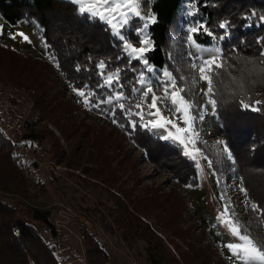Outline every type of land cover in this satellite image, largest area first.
Returning a JSON list of instances; mask_svg holds the SVG:
<instances>
[{
    "label": "trees",
    "instance_id": "obj_1",
    "mask_svg": "<svg viewBox=\"0 0 264 264\" xmlns=\"http://www.w3.org/2000/svg\"><path fill=\"white\" fill-rule=\"evenodd\" d=\"M141 3L142 6L147 4L146 11L156 17V23L151 24L147 30L155 47L146 55L150 58V63L158 69H164L167 66V52L173 29H177L186 39L187 29L194 22H204L218 34L223 32V29L218 27L219 24L225 21L230 22V39L218 42L203 32L196 37L198 43L216 44L222 50V59L219 61L221 66L212 74L217 101V116L212 114V119L215 125L216 120L218 124V119L222 122L226 134L225 141L232 154V159L225 158L223 152H220L219 157H217L218 154L213 156L207 151L205 154L212 162L210 167L214 177V188L220 201L224 205L227 204L225 186L222 182L223 174L225 172L234 173L240 176L250 200L259 205L261 209L259 216L264 221V55L261 54L264 49V39H261L264 38V22L260 20V17L264 16V0H191V2L190 0H142ZM77 8L78 5L71 3L70 0H0V17L6 23L16 25L23 20L34 19L42 26V36L50 56L48 59L46 58V62L23 57L22 59H25L23 66L27 62L35 61L42 66H38V68L25 66L21 70L22 78L20 76L10 78L13 84L17 85L16 87L29 91L33 103L40 108H46L51 102H54V98H59L61 93L57 86L61 82L66 86L65 88L71 90L73 87L80 89L83 85L95 89L98 81L96 64L99 61H104L106 65L110 64L112 68L127 64V69H130L135 65L139 70L140 66L137 61L133 60L130 64L128 63L125 54L118 46L120 42L114 37L111 27L99 18L92 20L86 18V14L79 13ZM250 12H255L256 15L246 19ZM142 23L143 21L138 18L132 19L124 27L125 35L133 43H136V27L139 28ZM137 45L139 44L137 43ZM0 50H2L1 47ZM77 66L79 71H76ZM26 69L29 70L24 71ZM127 69L121 71V83L130 80L135 74ZM43 70L50 77L53 74L58 76V79L54 78L58 91L53 89L52 85L51 87L47 86L49 75L45 76ZM230 71L232 76L239 73L241 79L245 78L246 80V86L242 84L243 87L233 83L236 89L233 94L224 88L228 77H231ZM254 73L256 76H253ZM129 88L130 85L125 83L126 94ZM83 90L87 91L88 89ZM103 91V89H99L97 94L99 95ZM241 100L249 104L260 101L255 105L259 110L243 108ZM117 113L115 117L117 122L123 125L131 141L145 151L147 159L157 164L161 173L174 178L179 187H198L197 171L194 165L183 157L178 147L160 139L151 131L142 129L139 124L135 129L130 128L127 119L119 114V110ZM69 116H71L70 113L66 119L69 120ZM131 119L138 120L139 118L132 117ZM77 124L79 123L72 121L74 130L72 134L81 138H89L90 130L79 128ZM60 131L64 133V128L61 127ZM97 135L92 142L97 148V153L104 154L103 146H107V140H103L101 134ZM24 137L38 140L45 136L40 131L32 130ZM108 145L111 152L114 153L111 155V159L120 158L117 162V165L120 166L119 169L124 164L135 169L134 160L127 158V153L123 154L124 145L120 139L113 140ZM201 149L204 152V148ZM0 158L7 161V164L12 168L10 170L12 173L16 174L19 169H22L15 146L1 129ZM97 159L98 161L95 162L97 168L94 169L93 174L99 182L100 180L103 182L111 198L115 196L114 199L112 198L115 206L111 207V211H109L112 221L104 225L107 232L115 234V231L119 230L121 237L128 242L138 240V238L143 239L146 242L145 251L151 264H172L174 262L176 264H201V262L203 264H237L221 248L222 243L219 239L221 229L217 222L210 215L199 216L196 205L193 206L189 202H185L189 200L186 191L174 188L171 192L162 194V197L160 195V199L152 198L155 194L151 191L149 200L145 197L138 198L139 196H135L137 198L132 200V190L124 189L126 197L132 200L133 209H131L126 201L118 198V195L108 189L110 185L120 180L121 189L126 180L122 181L119 178L118 169L105 165V163L109 164L106 161L109 157L105 155L101 156V159L98 157ZM219 159L224 163H220ZM17 180V177L13 178L9 173L7 175L4 169L1 170L0 190L20 192L19 188L15 189ZM16 201L18 203H10L4 195H0V264H62L55 254L54 245L49 244L29 221V219H34L42 222L53 235H56L57 231L50 219V211L38 208L23 209L22 202L19 199ZM149 201L155 202L156 205L150 206ZM191 207L194 218L204 227L205 235H196L192 230L191 222L188 225L181 222L183 214L185 215V211H187L185 208L191 209ZM156 208H161L164 211L166 209L168 212L171 210L173 217L169 222H178L173 235L181 238L187 249H182L171 239L176 245L177 258L158 234L157 231L160 227L157 223L152 225L138 215L139 213L147 214ZM177 210H179L178 213ZM231 210L229 208V211ZM22 216H25V219H21ZM101 216L105 215L101 214ZM188 218V221H191V217L188 216ZM241 230H244L242 226ZM82 234V244L86 248V254L91 257V264H106L108 255L100 241L95 239V235L90 231L84 230ZM250 236L254 240L256 239L255 241L261 242V237L254 229ZM205 238L209 241L208 249L205 243V248L202 246ZM92 256L97 257V260L93 259L95 262L92 261Z\"/></svg>",
    "mask_w": 264,
    "mask_h": 264
},
{
    "label": "rangeland",
    "instance_id": "obj_2",
    "mask_svg": "<svg viewBox=\"0 0 264 264\" xmlns=\"http://www.w3.org/2000/svg\"><path fill=\"white\" fill-rule=\"evenodd\" d=\"M141 2L142 0H140ZM141 7H143L142 3ZM131 20L128 21V24ZM20 33L27 36V40ZM13 36L15 37L14 39ZM0 45L2 48L0 50V129L11 139L22 167L16 174L12 173L10 171L12 168L7 164V161L0 158V171L4 169L7 175L9 173L13 178L14 176L15 178L17 177V187L15 189H20V192H17L19 194L14 190L15 193L0 190V195H4L10 203H18L16 200L19 199L22 202L21 206L23 209L38 208L50 211V219L57 231L56 235H53L42 222L34 219H29V221L49 244L54 245L55 254L62 264H91V257L86 254V248L82 244V231L84 230L93 233L95 239L100 241L102 248L108 255L106 264H151L148 261V254L145 251L146 242L143 239L138 238V240L128 242L121 237L119 230L115 231L116 233L114 234L113 231V233L107 232L104 227L105 223L112 221L110 220L109 211H111V207L115 206L112 200L115 196L111 198L103 182L101 180L99 182L93 172L97 168L95 164L96 160L98 161L97 157L101 159V156L104 157L105 155L109 157L106 160L109 164L105 163V165L109 168L118 169L117 175L119 178L122 181L126 180L121 189L120 179L117 183L110 185V188H107L115 195H118V198L126 201L131 209H133L131 201L133 198H137L135 196L148 199L150 198V192L153 191L155 195L152 193L154 195L152 198L160 199L162 194L171 192L174 188L180 189V191L184 190L189 195V200L185 202H189L193 206L196 205L199 216L210 215L217 222L221 229L219 234V239L222 243L221 248L226 255L230 256L229 250L224 245L229 242H236V238L218 221V215L224 211V204L220 201L215 191L214 177L209 166L210 160L205 154V151H207L212 153L213 156L218 154L217 157H219L220 152H223L224 157L227 158L228 156L223 151V145L221 144V141L227 144L225 141L226 134L218 117V124L217 120L215 121L216 125L212 119V107L207 104V97L204 95L208 87L207 81L199 78L198 67H192L193 63L199 64V61L196 60L197 56L207 59L211 53L198 52L197 49L190 46L187 38L185 39L177 29L171 31L167 52V66L165 68L176 77L177 85L182 84L184 86L182 94L191 100L194 112L200 111L201 106L207 105V114L204 115L202 120H198L196 124L199 134L195 148L190 144L188 149L194 155H197V160L193 161L190 157L182 154L194 165L199 185L195 188L191 186H180V188L174 178H171L168 174L161 173L157 164L147 159L145 151L138 148L131 141L128 132L121 124L118 122L114 123L106 114H100L95 108L90 109L84 106L83 98L78 97L73 90L65 88L66 86L62 82L57 86L54 78L58 79V76L55 74L50 77L43 70L45 76L49 75L47 86L51 87L52 85L56 91H58V87L59 93H61L59 98H54V102H51L46 108L36 106L30 97L31 93L29 91L13 84L10 78L12 76H20L22 78V68H25V66L38 68L42 64L36 61L40 59L46 62V58L48 59L50 56L42 36V26L38 24V21L34 19L30 21L23 20L16 25H10L0 17ZM133 45L134 47L140 46L137 43H133ZM200 45L204 49L219 46L216 44ZM23 57L36 61L27 62L23 66V63H25L23 61L25 59H22ZM156 69L158 72L164 70ZM256 72L260 73L258 70ZM255 73L253 76H256ZM30 75L33 76L32 74ZM240 75L238 73L232 76L231 73V77H228V82L224 85V88L231 91V94L236 92L233 85L234 82L237 86H246L245 78L241 79ZM181 77H183V80H181ZM157 95H160V92H157ZM151 98V94H149L147 103L151 102ZM157 106L161 108L164 117L171 119L178 127H185L178 116L168 111L159 102ZM151 111L155 112V109ZM69 113L71 116H69L70 119L68 120L66 118ZM152 119H155V117L145 115V121ZM72 121L79 123L77 124L79 128H88L87 130L91 132L89 138H81L76 134H72V131H74L72 129ZM61 127L64 128V133L60 131ZM32 130L40 131L45 137L38 140L25 138L24 135ZM150 131L159 137L162 134H167L165 129H153ZM167 131L176 134L175 129L171 128V125L167 126ZM97 134H101L102 139L107 140V146H103L104 154H98L97 148L92 142L98 136ZM180 135L183 137L184 133H180ZM118 139L124 145L123 154L127 153V158L134 160L136 163L135 169H131L130 165L127 164L121 165V169H119L120 166L117 165V162L120 158L111 159V155H114V153L111 152L108 144ZM168 142L183 152V146L178 141L170 139ZM202 147L204 152L201 149ZM196 148L200 150L199 153L195 151ZM215 149L218 152L214 151ZM219 162L224 163L221 159H219ZM126 170L128 171L125 172ZM237 177L243 183L240 176L231 172H225L222 178L227 204L232 209L230 213H234V218L237 221L239 220L240 226L247 229L248 234H251L254 229L261 237L259 245H264V221L259 216L261 215L259 205L251 201L253 205H256L254 210L253 206H248L243 202L242 195L238 192L239 188L234 191L233 199L230 200L226 182L235 181L234 179ZM124 189L132 190V200L126 197ZM177 192L179 191L177 190ZM148 204L150 206L156 205L155 202L151 201ZM185 209L187 211H185V215L183 214L181 222L184 225H188L191 222L193 225L192 230L196 235H205L204 227L200 225L199 221H196L192 214V207L191 209ZM101 214L105 216L102 217ZM138 215L152 225L157 223L158 227H160L157 231L158 234L176 258L177 249L175 243L182 249H187L185 242L173 235L178 222H169L173 217L171 210L168 212L166 209L164 211L161 208H156L147 214L139 213ZM188 216L191 217V221H188ZM20 218L25 219V216ZM204 240L202 246L204 247L205 243L207 248L209 241L207 238ZM262 250H264V247H262ZM208 254L211 255L210 253ZM93 259L97 260V257L94 258L92 256V261L95 262ZM232 259L235 261L234 257ZM172 264H176V262Z\"/></svg>",
    "mask_w": 264,
    "mask_h": 264
},
{
    "label": "snow or ice",
    "instance_id": "obj_3",
    "mask_svg": "<svg viewBox=\"0 0 264 264\" xmlns=\"http://www.w3.org/2000/svg\"><path fill=\"white\" fill-rule=\"evenodd\" d=\"M70 2L77 4V11L81 14H86V18L90 20L99 18L110 25L114 37L120 42L118 46L125 54L128 63L130 64L135 60L140 66L139 70H137L135 65L127 69V64L112 68L110 64L106 65L104 61H99L96 64L98 76L96 88L92 89L88 85H83L80 89L76 87L72 89L78 97L83 98L84 106L90 109L95 108L102 115L106 114L114 123H117L115 117L118 114L117 110H119V114L127 119L128 126L132 129H135L138 124L142 129L149 131L165 129L167 134H162L159 138L164 141L170 139L178 141L183 146L182 154L196 161L197 155H194L188 149L190 144L195 148L199 134L196 124L198 120H202L204 115L207 114V105L201 106L200 111L194 112L191 100L182 94L184 86L182 84L177 85L176 77L167 68L162 72H158L155 66L150 63V58L146 54L154 50L155 44L147 30L151 24L156 23V17L146 11L148 5L144 4L142 8L140 0H70ZM255 15V12H250L246 19H250ZM137 18L143 23L135 30L136 43L140 46L134 47L132 40L125 35L124 25H127L130 19ZM260 20L264 22V16H261ZM218 27L223 29L222 33L213 32L204 22H194L187 29V42L190 46L197 49L198 52L211 53L207 59L197 56L196 60L199 61V64L193 63L192 67H198L199 78L207 81L208 87L204 95L207 97V104L212 107L213 115H216L217 101L215 99L212 74L221 66L219 61L222 59V50L219 46L204 49L198 43L196 37L203 32L214 40H218V42L231 38L230 22H222ZM20 35L24 36L23 33H20ZM24 39L27 40V36H24ZM261 54L264 55V49H262ZM106 69L108 70L106 71ZM123 69L135 73L130 80L125 82L130 85L127 94L125 92V83H121L120 79ZM79 70L77 66L76 71ZM181 80H183V77H181ZM85 88L88 90H83ZM99 89L104 91L98 95L97 90ZM157 92H160V95H157ZM149 94H151L152 98L151 102L147 103ZM92 97H95V99H92ZM158 102L168 111L178 116L185 127H178L171 119L164 117L161 108L157 106ZM240 103L245 109L259 110L255 105L259 104L260 101L249 104L241 100ZM152 109H155V112H152ZM145 115L154 116L155 119L145 121ZM132 117H138L139 119L134 120L131 119ZM169 125L175 129L176 134L167 131V126ZM180 133H184V136L182 137ZM221 144L228 158L232 159V154L227 144L223 141H221ZM195 151L197 153L200 152L198 148ZM211 163L209 161V166H211ZM233 163H235L234 160ZM229 208L230 206L225 204L224 211L218 215L219 223L236 238V242H229L224 245L229 250V258L234 257L237 264H264V250H262L264 245H259V242L248 234L247 229L241 231L239 222L234 218V213H230ZM253 209H256L255 204Z\"/></svg>",
    "mask_w": 264,
    "mask_h": 264
},
{
    "label": "built area",
    "instance_id": "obj_4",
    "mask_svg": "<svg viewBox=\"0 0 264 264\" xmlns=\"http://www.w3.org/2000/svg\"><path fill=\"white\" fill-rule=\"evenodd\" d=\"M234 180L235 181L231 180L229 183L226 182V186H227V189H228V194H229L230 200L233 199V193H234V191L239 188L238 189V192H239V194L242 195L243 202H245L248 206H250V205L253 206V203L248 198V195H247V193L245 191V188H244L243 183H241L240 180H238V177L236 179H234ZM231 205H232V202H231Z\"/></svg>",
    "mask_w": 264,
    "mask_h": 264
},
{
    "label": "clouds",
    "instance_id": "obj_5",
    "mask_svg": "<svg viewBox=\"0 0 264 264\" xmlns=\"http://www.w3.org/2000/svg\"><path fill=\"white\" fill-rule=\"evenodd\" d=\"M244 185V184H243ZM244 188H245V186H244ZM245 191H246V189H245ZM246 193H247V191H246ZM248 195V194H247ZM250 199V198H249Z\"/></svg>",
    "mask_w": 264,
    "mask_h": 264
}]
</instances>
